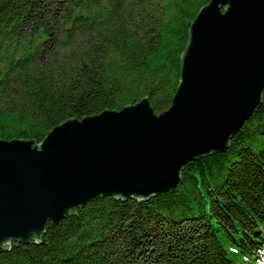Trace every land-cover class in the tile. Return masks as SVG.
I'll list each match as a JSON object with an SVG mask.
<instances>
[{"label":"trees","instance_id":"16d2710c","mask_svg":"<svg viewBox=\"0 0 264 264\" xmlns=\"http://www.w3.org/2000/svg\"><path fill=\"white\" fill-rule=\"evenodd\" d=\"M210 0H0V139L40 142L68 118L176 91L189 26ZM264 93L226 151L187 162L146 201L87 202L0 264H261Z\"/></svg>","mask_w":264,"mask_h":264},{"label":"water","instance_id":"95a60500","mask_svg":"<svg viewBox=\"0 0 264 264\" xmlns=\"http://www.w3.org/2000/svg\"><path fill=\"white\" fill-rule=\"evenodd\" d=\"M264 93V0H210L192 20L170 106L148 98L68 118L40 142L0 139V248L35 243L87 202L146 201L227 150Z\"/></svg>","mask_w":264,"mask_h":264}]
</instances>
